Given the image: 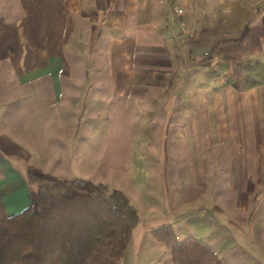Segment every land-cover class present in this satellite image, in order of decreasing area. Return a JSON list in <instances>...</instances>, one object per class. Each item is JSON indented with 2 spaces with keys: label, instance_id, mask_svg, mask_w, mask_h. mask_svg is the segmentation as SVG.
Returning <instances> with one entry per match:
<instances>
[{
  "label": "crops",
  "instance_id": "0c3cea01",
  "mask_svg": "<svg viewBox=\"0 0 264 264\" xmlns=\"http://www.w3.org/2000/svg\"><path fill=\"white\" fill-rule=\"evenodd\" d=\"M92 10L107 27L87 61L74 32ZM263 15L264 0H0L7 215L33 204L31 164L124 193L139 222L118 264H173L153 237L163 226L227 264H264V38L238 87L221 58L201 63ZM18 119L28 148L8 132ZM213 225L225 258L202 235Z\"/></svg>",
  "mask_w": 264,
  "mask_h": 264
},
{
  "label": "trees",
  "instance_id": "16d2710c",
  "mask_svg": "<svg viewBox=\"0 0 264 264\" xmlns=\"http://www.w3.org/2000/svg\"><path fill=\"white\" fill-rule=\"evenodd\" d=\"M264 15L259 27L245 26L237 39L214 45L203 65L221 58L239 86L243 59L262 50ZM33 204L7 215L0 198V264H118L139 222L123 192L75 178L61 179L27 164ZM153 237L172 255L173 264H227L205 243L177 240L170 226Z\"/></svg>",
  "mask_w": 264,
  "mask_h": 264
},
{
  "label": "rangeland",
  "instance_id": "374dc122",
  "mask_svg": "<svg viewBox=\"0 0 264 264\" xmlns=\"http://www.w3.org/2000/svg\"><path fill=\"white\" fill-rule=\"evenodd\" d=\"M93 12L94 11L92 10V12L89 13L90 16L86 18L85 25L83 26V28L81 26L79 27V26L75 25L76 30L74 32L75 37H77V35L80 33L84 36L83 40H77L76 39L77 42H75V44H76L75 47L76 48L86 47L88 49V51H89L88 54L84 55V57L87 61H90V59H91L90 51H93L94 46H96L97 41H95L94 38L96 36V33L99 30L98 28L100 26L102 28L107 27L106 22L101 23L100 21L98 22V20L95 21L93 19V17H94ZM104 13L101 14L99 16V18L105 17V15L108 14V11L104 12ZM84 57L82 58V60L84 59ZM76 63H81V61L78 62L77 58H76V61L72 60V62H70V64H76ZM30 130H31V128H30V125L27 121H25L24 119H18L15 121V127L9 128L8 132L13 133V134L16 133V131L22 132L23 135L16 138V139H18L26 148H28L29 139H30ZM17 136H19V135H17ZM202 235H204L203 237L205 239H208L209 241H211L213 246L216 248V250L220 251V255L223 258H225V232L221 233L218 230V227L213 225V227L210 229V231H207L205 234H202Z\"/></svg>",
  "mask_w": 264,
  "mask_h": 264
}]
</instances>
